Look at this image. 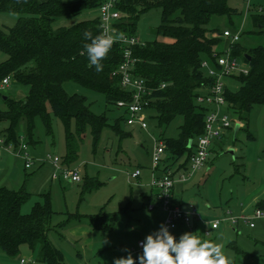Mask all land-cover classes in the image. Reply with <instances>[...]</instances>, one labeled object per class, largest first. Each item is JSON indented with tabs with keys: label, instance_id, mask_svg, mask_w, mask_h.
Masks as SVG:
<instances>
[{
	"label": "trees",
	"instance_id": "obj_1",
	"mask_svg": "<svg viewBox=\"0 0 264 264\" xmlns=\"http://www.w3.org/2000/svg\"><path fill=\"white\" fill-rule=\"evenodd\" d=\"M102 1L0 0V12L19 14L14 26L0 29V51L7 56L0 62V83L4 77L10 76L27 86L22 98L0 93L4 104L0 109V123L4 124L0 135L5 137L6 143L17 144L21 122L23 132L31 138L37 117L50 131L47 105L50 112L65 123L71 118L75 120L77 137L88 130L94 144L105 127L120 139L131 136V132L120 128V120L125 122L123 114L120 119L109 123L105 114L97 115L90 110L85 96L70 94L63 87L67 81L78 83L101 93L109 105H114L117 100L130 99L116 72L123 60L118 43H113L102 61V71L97 72L88 62L84 44L90 41L84 40L83 33L89 31L94 37L101 35L98 18L70 26H52L56 17L79 13L98 6ZM118 7L124 16L117 21V29L133 35L143 12L161 8L156 35L163 40L155 38L132 46L131 57L135 59L132 72L143 78L150 90L146 119L148 125L152 121L160 128L157 139L165 145L163 167L175 166V171L185 170L191 153L188 143L203 132L207 110L205 105L196 101L202 86L211 82L201 62L206 59L213 64V52H218L216 46L225 40L212 35L215 30L208 28V21L214 14L231 17L237 12L227 6L226 0H120ZM260 9L264 11V4L250 1L255 32L264 33V13ZM230 49L233 57L240 56L247 63L248 72L227 79L225 99L228 111L246 120L253 105L264 104V45L247 50L236 41ZM230 81L236 82L237 86L231 87ZM178 116L182 123L177 136H164L162 127ZM77 145L75 135L67 130L62 165L71 167L77 156ZM29 198L30 193L23 189L0 187V252L15 258L20 246L27 245L30 250H36L38 264H67L62 252L49 241L53 210L48 198L41 203L36 201L28 212H22L21 208ZM254 208L264 210V197L255 202ZM89 218L93 226L108 229L114 220L103 212Z\"/></svg>",
	"mask_w": 264,
	"mask_h": 264
},
{
	"label": "rangeland",
	"instance_id": "obj_2",
	"mask_svg": "<svg viewBox=\"0 0 264 264\" xmlns=\"http://www.w3.org/2000/svg\"><path fill=\"white\" fill-rule=\"evenodd\" d=\"M62 1L71 3L76 0ZM252 1L264 4V0ZM226 4L237 14L231 17L227 14L211 15L207 26L215 30L212 35L222 38L224 29L235 31L241 27L237 41L240 47L248 50L264 45V33L255 32L250 17L254 11H246L245 0H226ZM160 12V7H154L140 15L135 35L141 41L163 40L156 35ZM18 16L14 12H0V29L14 26ZM97 17L96 6L56 17L52 26H70ZM225 42L217 45L215 50L223 52L227 48ZM6 57L0 51V62ZM237 58L241 59L240 56ZM230 84L231 87L237 86L234 81ZM63 87L70 94L85 96L90 110L97 115L105 114L109 123L120 119L121 111L107 104L101 93L72 81L64 82ZM26 91L27 86L10 78L0 93L22 98ZM2 108L4 104L0 98ZM47 111L50 131L39 117L35 119L31 138L23 132V123L19 125L20 134L35 157L30 168H25L23 160L13 154L14 147L11 151L2 152L0 187L29 192L30 198L21 208L25 212L36 201L41 203L48 198L53 210L49 241L62 252L67 264H114L115 258L132 253L139 239L144 240L147 234L158 228L160 212L147 209L145 196L150 191L147 175L153 138L159 136L160 128L152 121L146 129H140L120 120V128L131 132V136L120 139L105 127L94 144L88 130L77 137L74 119L65 123L50 112L48 105ZM227 114L233 122L232 130L222 142L217 140L214 143L207 164L193 172L188 180L177 182L174 192L186 210L195 207L203 220L222 221L209 234L204 233V225L200 223L194 230L180 228L176 235L179 238L185 232H192L202 241L219 245L225 264H264V219H254L253 227L241 221L232 225L226 220L242 212L252 213L255 202L264 197V104L253 105L246 120L230 111ZM181 123L182 118L178 116L168 126L162 127L164 136L176 137ZM237 124L239 129L235 130ZM2 129L4 124L0 123V131ZM67 130L77 139V156L71 166L79 169L80 182L54 178L53 166L44 160L48 154H57L60 161L64 158ZM135 168L140 169V178L130 177ZM56 173L59 174L58 171ZM100 212L114 217L109 229L92 225L89 216ZM106 221L110 223V220ZM29 256L36 259V250L21 245L15 258L0 252V264H19L20 257Z\"/></svg>",
	"mask_w": 264,
	"mask_h": 264
},
{
	"label": "built area",
	"instance_id": "obj_3",
	"mask_svg": "<svg viewBox=\"0 0 264 264\" xmlns=\"http://www.w3.org/2000/svg\"><path fill=\"white\" fill-rule=\"evenodd\" d=\"M251 0H245L246 11L249 10ZM120 0H103L98 7V20L101 27V35H114L122 49L123 60L118 65L116 72L120 75V85L130 94V99L117 100L114 107L121 111L125 117V123L128 126H136L140 129L148 127L145 108L149 103L148 95L150 90L143 78L133 74V65L135 59L131 57V48L142 41L137 35L128 34L119 31L116 27L117 21L124 16V13L118 7ZM261 12L264 13L262 9ZM241 27L235 31L224 29L222 37L227 41L226 49L219 53L213 52L215 58L211 64L206 59L201 62V66L206 69V74L211 78V82L202 86L201 91L196 96V101L207 107L204 115L203 132L194 140H190L188 147L191 149L188 168L175 171V166L163 167L165 156V145L161 140L153 138V144L150 153V180L149 185L154 191V202H148L147 208L154 209L158 207L163 212L161 223L169 227L170 232L177 237L176 231L183 226L186 229L194 230L197 223L204 225V233L217 229L222 220H203L201 214L195 207L188 210L183 209L174 199L173 189L177 182L188 180L192 173L203 168L211 154V148L217 140L225 137L232 130L233 122L227 114L228 105L225 99V87L227 79L234 75L246 74L248 66L245 61L231 55V44L239 40ZM10 76L1 80V88L7 85ZM163 86V84H161ZM239 125V124H237ZM14 147V148H13ZM0 148L5 151H11L19 156L24 163L25 168H30L35 157L31 154L29 145L20 135L16 145L6 143L5 137L0 135ZM54 168L53 177L66 180L68 182H80L79 169L71 166L67 167L61 164L60 157L57 154H48L44 158ZM59 172L57 174L56 172ZM140 175V169L135 168L130 177L136 178ZM264 219V210L254 208L252 213L242 212L237 216H229L226 220L235 225L239 221L254 226V219ZM143 239H139L132 248V254L139 256L142 254ZM19 264H38L35 258L20 257Z\"/></svg>",
	"mask_w": 264,
	"mask_h": 264
},
{
	"label": "clouds",
	"instance_id": "obj_4",
	"mask_svg": "<svg viewBox=\"0 0 264 264\" xmlns=\"http://www.w3.org/2000/svg\"><path fill=\"white\" fill-rule=\"evenodd\" d=\"M88 62L97 72L103 70L102 61L111 50L114 35L93 36L91 32L83 33ZM114 264H225V256L219 245L202 241L192 232H185L177 238L167 225L161 223L159 228L145 236L142 242V254L133 257L114 259Z\"/></svg>",
	"mask_w": 264,
	"mask_h": 264
},
{
	"label": "crops",
	"instance_id": "obj_5",
	"mask_svg": "<svg viewBox=\"0 0 264 264\" xmlns=\"http://www.w3.org/2000/svg\"><path fill=\"white\" fill-rule=\"evenodd\" d=\"M238 128H239V125H238ZM2 152H5V150L2 149V148H0V156L2 155ZM150 174H151V170L149 169V173H148V175H147V177H148L147 185L149 186L150 191H149V193L146 194V196H145V197H146V200H147V202L145 203L146 207H147V203H148V202H154V200H155L154 191H153V189H152V188L150 187V185H149ZM140 176H141V171H140V175H139L138 177L140 178ZM138 177H136V178H138ZM177 184H179V183H177ZM175 185H176V184H175ZM174 192H175V186H174V189H173V196H174V199H175V200L181 205L180 201L176 199V195L174 194ZM32 205H33V204H32ZM181 207H182V206H181ZM182 208H183V207H182ZM147 209H148V208H147ZM183 209H185V208H183ZM29 210H30V209H29ZM148 210H151V211L158 210V211L160 212V213H159V224H158V228H159V226L161 225L162 218H163V212H162L158 207H155L154 209H148ZM22 212H25V211H22ZM198 224H200V223H197V225H198ZM197 225L195 226V229H196ZM158 228H157V229H158ZM180 228H185V227L181 226V227L178 228V230H179ZM131 254H132V253H131Z\"/></svg>",
	"mask_w": 264,
	"mask_h": 264
},
{
	"label": "water",
	"instance_id": "obj_6",
	"mask_svg": "<svg viewBox=\"0 0 264 264\" xmlns=\"http://www.w3.org/2000/svg\"><path fill=\"white\" fill-rule=\"evenodd\" d=\"M247 59L249 60V57H248V56H247ZM4 98H5V96H4ZM236 129H238V125L235 126V130H236ZM235 130H234V131H235ZM228 151H229V152H232V149H228Z\"/></svg>",
	"mask_w": 264,
	"mask_h": 264
}]
</instances>
